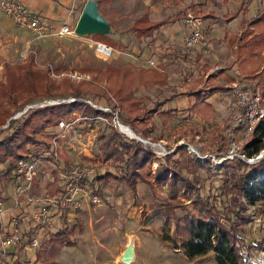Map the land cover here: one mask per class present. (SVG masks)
<instances>
[{"label":"rangeland","instance_id":"1","mask_svg":"<svg viewBox=\"0 0 264 264\" xmlns=\"http://www.w3.org/2000/svg\"><path fill=\"white\" fill-rule=\"evenodd\" d=\"M85 1H68L65 8L61 7L57 12L50 11L47 15L50 18L48 20L54 26L64 22L74 26ZM202 1L98 0L99 11L108 24L105 36H96L94 32H72L37 37L28 29L17 25L0 10V113L6 105L2 87L4 88L8 83L9 74L13 72L10 70L24 62L30 52L35 53V60L39 65L51 66L50 75L55 81L62 76L69 77L73 82L89 80L91 76L86 69L104 67L106 64L116 67L130 64L135 66L160 64L168 74L166 84L141 86L136 92L145 97L146 107H152L156 104L155 102L171 96L166 105L175 108L174 118L167 124L168 129L160 128L159 131L154 132V134L158 132L162 134L159 141L141 137L149 141L141 140L143 144L152 148L160 157L182 146L183 149L179 152H183V158L185 155H191L199 156L202 160L209 159L217 170H220L221 161L224 159L238 156L250 162L259 160L261 157L256 158V156L262 153L264 157V143L256 156H240L249 131L245 123V112L237 115L239 113L237 106L240 103L229 94V91L224 94L218 93L214 99L219 111L216 119L210 118L205 123L199 121L200 123H196V128L186 135H175L169 130L171 125L183 127L189 122H197L194 116L189 115L185 110V105L190 98L183 93L185 90L181 84L189 76V72L203 73L204 67L200 69V63L209 66L206 74H214L217 79H222L223 73H226L236 78L231 82V86L239 83L244 88H249V81L237 68L235 47L229 40L233 37L236 43L235 38L246 27V20L264 5V0H245L246 8L240 7L241 0H204V6H198ZM191 5L193 8L189 7ZM146 7L150 9L151 19H161L177 12L182 15L174 22L156 30L151 36L139 38L132 29V23ZM70 8L74 10L70 11ZM187 12L202 18L200 25L202 36L197 43L190 46L185 45L183 41L185 31L183 22ZM206 13L212 15H204ZM225 31L230 34L227 40L224 39ZM96 39L103 40L102 43L106 42L105 44L112 47L110 55L103 57L101 52H108V48L98 45L97 42L100 41ZM257 56L264 59V50H260ZM220 70H223V73ZM71 74H78L81 77L77 78ZM98 85L107 86L104 80L98 82ZM259 88L261 87H257L256 91L262 94ZM62 95L65 94H56L51 98H42V96L32 98L31 102L24 104V108L15 112L18 114L22 111L15 118L21 119L28 107L54 103L65 98L61 97ZM109 95L110 98L106 100L104 95L97 97L87 89L82 97H91L94 102L108 107V110L113 109L109 119L120 133L131 137L118 127L117 120L123 125L130 126L125 124L117 106L113 107L116 97L110 93ZM262 100H264L263 97ZM261 104L264 107L262 101ZM225 120L230 121V126L223 130L226 142L223 148L213 140V136L217 133L211 130L213 126H222ZM103 121L104 118L94 117L88 121H78L73 127L67 129L57 127L52 129L53 136L61 131L65 134L60 135L61 137L57 140L58 155L64 154L69 160L66 162L65 169H69L76 162L85 161L95 165L96 161L93 159L99 140L98 129L103 127ZM6 123L5 120V124L2 123L0 127V137L10 130L6 127L8 124ZM201 123L209 132L202 131ZM240 123L243 124V128L237 127ZM2 126L6 128L1 130ZM83 148H86L85 152H82ZM37 150H43L42 154L46 157L37 158L33 185L30 190L21 191L19 195L15 190L17 178L12 173L6 174L3 170L4 165L0 166V207L2 209L0 239L8 234L11 228V214L16 218L15 225L22 238V241L14 248L11 247V250L9 248L2 254V261L3 259L5 261L2 264H34L32 263L34 257L26 248L30 238L36 235L42 240L47 235V230L58 227L63 219L68 225L74 224L75 232L71 234L74 242L61 247L56 255V264H217L210 253L189 257L182 249L174 247L163 237L173 226L172 220L166 219L158 208L160 207L158 203L163 202L168 194L164 184H157L156 189L151 190L147 184L139 183L134 191L131 189L116 191L114 186L109 184L103 196L98 197L97 201H93L89 195H83L82 190H77L74 195L75 200L70 206H64V210L57 212L53 208H48L49 222H35L33 213L39 206L46 207L47 204L44 199L47 195L44 186L52 179V160L49 156L52 157L53 153L51 152L50 155V150H44L41 146ZM91 153L93 157L88 156ZM177 154L175 153L176 156ZM82 157L93 159L86 161ZM199 173L200 191L203 194L211 191L220 182L217 174L210 175L204 169H200ZM174 202L177 204L175 210L178 213L185 206H190L189 200L184 196L177 197ZM248 209L253 220L245 225V238L247 240L264 238V200ZM131 235L134 237L135 254L130 262L125 263L119 256ZM16 257L19 260L17 262ZM255 264H264V247L259 251V259Z\"/></svg>","mask_w":264,"mask_h":264},{"label":"trees","instance_id":"2","mask_svg":"<svg viewBox=\"0 0 264 264\" xmlns=\"http://www.w3.org/2000/svg\"><path fill=\"white\" fill-rule=\"evenodd\" d=\"M204 3L203 0L198 6L202 7ZM189 7L193 8L192 5ZM240 7H245V0H241ZM181 15L182 13L177 12L152 20L146 8L134 19L132 29L137 37L146 38ZM229 37V32L225 31L224 39ZM235 39L237 44L234 43L233 37L229 41L235 47L237 68L249 81L252 92L261 87L259 89L264 98V59L257 56L260 50H264V5L246 20V27ZM97 41L104 42L100 39ZM200 66V69L204 67L202 74L191 71L181 84L185 90L183 93L190 98L185 110L194 116L197 122H189L183 127L171 125L169 130L172 134H189L196 128V123H205L210 118L216 119L219 111L214 99L218 93H227L231 82L236 79L223 73V70H220L223 73L222 79H217L214 74H206L208 65L200 63ZM10 71L13 72L9 74L8 83L2 87L6 105L0 113V127L6 120V127L10 128L0 137V166L4 165L6 174L15 170L20 157L45 158L42 154L44 151L37 150L40 146L44 150H50L51 155L50 137L60 117L71 111H80L91 118L103 114L107 121L98 129L99 140L95 158L82 157L86 161H96L92 179L84 185L90 198L94 195L103 196L109 184H112L116 191H134L139 183L147 184L151 190L156 189L157 184H164L168 194L163 202L158 203V208L166 219L173 222L170 232L163 237L174 247L182 249L189 257L210 253L217 264H255L259 259V251L264 247V238L247 240L244 233L245 225L253 220L248 208L264 200V157L254 162L238 156L224 159L221 161L220 170H217L209 159L202 160L199 156L191 155H185L183 158V152H179L183 149L182 146L160 157L140 139L118 131L109 119L113 109L104 111L81 99L87 89L97 97L104 95L106 100L110 98L109 93L114 95L116 102L113 107L117 106L125 124L138 136L159 141L162 134L154 132L160 128L168 129L167 124L174 118L175 108L166 105L171 96L155 102L152 107H146L145 97L139 95L136 90L141 86L166 84L168 74L163 66L130 64L116 67L106 64L104 67L86 69L91 76L89 80L73 82L69 77L62 76L55 81L50 75L51 66L39 65L35 60V53L30 52L24 62ZM101 80L106 81V87L98 85ZM56 94H65L61 96L65 98L74 96L77 99L28 107L21 119L12 118V115L22 109L24 104L31 102L32 98H51ZM261 101L264 104V100ZM241 107L237 106V115L244 112ZM215 122L217 123L216 120ZM202 123V131L209 132ZM229 126L230 121L225 120L222 126H213L211 130L217 133L213 140L223 148L226 146L223 130ZM237 127L243 128V124L240 123ZM263 143L264 116H261L249 129L242 152L246 157L256 156ZM175 153H178L177 156ZM59 155L57 158L49 156L52 160V179L44 186L47 195L60 194L65 190L62 180L68 173L65 166L69 160L64 154ZM200 169L210 175L217 174L220 179L219 184L206 194L200 191ZM179 196L186 197L190 206H185L178 213L174 201ZM46 207L51 208V205L46 204ZM63 207L64 205L59 204L56 212ZM73 232L74 224L68 225L65 219L55 229L47 230V235L31 253L34 257L32 263L56 264V255L61 247L74 242L71 238ZM15 261H19L17 257ZM2 262L5 263L4 259Z\"/></svg>","mask_w":264,"mask_h":264},{"label":"built area","instance_id":"3","mask_svg":"<svg viewBox=\"0 0 264 264\" xmlns=\"http://www.w3.org/2000/svg\"><path fill=\"white\" fill-rule=\"evenodd\" d=\"M0 10L4 12L5 15L9 16L17 25L30 29L33 34L37 37L46 36L48 34H56L63 35L66 33L74 32V26L70 25L67 22L61 23L59 25H53L46 16L40 14L39 12L31 9L25 2L22 0H0ZM72 11V8L70 9ZM185 21L187 23V30L183 34V41L185 45L190 46L197 43L201 36V23L202 18L200 16L194 15L191 12L186 13ZM97 44L107 45L102 42H97ZM109 47L108 52H101L103 57L110 55L112 52V47ZM80 78L81 76L78 74H71ZM229 94L234 96L237 101L242 105L243 110L245 112L246 117V126L249 129L255 123V121L264 116V107L261 104L262 94L259 91L252 92L249 88H244L239 83H234L229 89ZM77 99L74 96H69L67 98L59 99L58 101H71ZM84 101L91 104L93 107L102 109L104 111H112L111 108L108 110V107L102 106L94 102L91 97H81ZM55 101V102H58ZM31 105V104H30ZM28 107V106H27ZM26 107V108H27ZM25 108V109H26ZM24 109V110H25ZM23 110V111H24ZM22 111H19V115ZM97 118H104V121H107V118L101 114L95 115L92 118L82 114L80 111H71L66 116L60 117L58 121V125L56 126L58 129H67L69 127H73L74 123L78 121H88ZM117 125L121 129V122L117 120ZM122 132H124L121 129ZM57 134V133H56ZM60 135H65L62 131L57 135H52L50 137L51 142V152L52 156L55 158L58 157L57 151V140ZM90 143V141H89ZM86 148H83L82 152H85ZM88 156L93 157L92 153L88 154ZM232 156V155H231ZM240 156L244 157V153L240 154ZM37 167V157L34 156H25L20 157L15 166V170L12 174L17 178L16 181V193L19 195L21 191H28L31 189L33 185V180L35 177V170ZM95 172V165L88 162H76L71 165L68 169V173L65 175V178L62 180L65 186V190L60 194L46 195L44 199L47 204L51 205L53 210L58 207V205L70 206L72 202H74V195L77 190H82L83 195H89L87 189L85 188V183L92 179V175ZM93 201L98 200V196L94 195L91 198ZM1 207H0V215H1ZM35 222L38 221H47L49 222L48 208L43 206H39L37 210L33 213ZM11 225L8 234L3 235L0 239V264L2 262V254L7 251V249L14 247V245L20 243L22 241L20 232L18 231L16 224V218L11 214L10 215ZM41 242V238L32 235L29 242L26 245V248L33 253ZM2 252V253H1Z\"/></svg>","mask_w":264,"mask_h":264},{"label":"water","instance_id":"4","mask_svg":"<svg viewBox=\"0 0 264 264\" xmlns=\"http://www.w3.org/2000/svg\"><path fill=\"white\" fill-rule=\"evenodd\" d=\"M108 24L105 17L100 13L98 8V0H86L78 20L74 25V32L84 33V32H94V33H105ZM15 116L14 114L12 117ZM133 130V129H132ZM134 132V130H133ZM131 137H136L142 141L149 142L146 139H142L135 132ZM262 153L256 156V158L262 157ZM255 160V159H254ZM252 161V160H251ZM135 254L134 249V237L129 236L128 242L124 245L123 251L121 252L119 258L121 261L128 263L130 262Z\"/></svg>","mask_w":264,"mask_h":264},{"label":"crops","instance_id":"5","mask_svg":"<svg viewBox=\"0 0 264 264\" xmlns=\"http://www.w3.org/2000/svg\"><path fill=\"white\" fill-rule=\"evenodd\" d=\"M23 2H25L31 9L39 12L40 14L46 16L48 19H50L47 15L48 13H50V11L52 12H57L58 10H60L61 7L65 8L68 1L70 0H22ZM50 3V4H49ZM247 7V6H246ZM149 10V17H150V9L148 7H146ZM145 8V9H146ZM71 9V8H70ZM144 9V10H145ZM74 10V8L72 9V11ZM81 12V11H80ZM138 17V16H137ZM151 19V18H150ZM178 19V18H177ZM176 19V20H177ZM12 20V19H11ZM152 20H156V19H152ZM13 21V20H12ZM204 21V19H203ZM174 22V21H173ZM172 23V22H169ZM168 24V23H167ZM183 24L185 25V31L187 30V23L184 19ZM166 25V24H165ZM164 26V25H163ZM162 26V27H163ZM24 28V27H23ZM28 29V28H25ZM31 33H33L30 29H28ZM184 31V32H185ZM6 214V213H5ZM12 248H10L11 250Z\"/></svg>","mask_w":264,"mask_h":264},{"label":"bare ground","instance_id":"6","mask_svg":"<svg viewBox=\"0 0 264 264\" xmlns=\"http://www.w3.org/2000/svg\"><path fill=\"white\" fill-rule=\"evenodd\" d=\"M99 45L107 46V45H103V44H99ZM107 48H108V50H109V47H108V46H107ZM12 118H15V116H13ZM7 123H8V122H7ZM7 123H6V124H7ZM121 129H122L125 133H127L128 135H130V136H133V135H134L133 130L130 129V127H128V126H126V125L121 124Z\"/></svg>","mask_w":264,"mask_h":264}]
</instances>
